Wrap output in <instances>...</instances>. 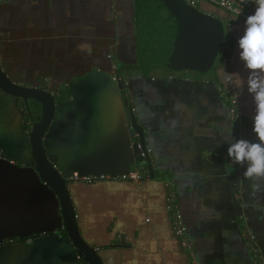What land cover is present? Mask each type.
Wrapping results in <instances>:
<instances>
[{
    "label": "crops",
    "instance_id": "0c3cea01",
    "mask_svg": "<svg viewBox=\"0 0 264 264\" xmlns=\"http://www.w3.org/2000/svg\"><path fill=\"white\" fill-rule=\"evenodd\" d=\"M136 12L135 0H0L2 69L55 97L43 144L58 171L141 176L68 183L81 236L103 264H186L165 210L173 193L195 264H264V178H246V166L227 157L235 139L258 142L238 44L225 70L230 85L217 72L154 75L142 66L147 52L139 58ZM228 92L240 120L231 118ZM24 106L0 91V264H83L64 234L57 197L34 170Z\"/></svg>",
    "mask_w": 264,
    "mask_h": 264
},
{
    "label": "water",
    "instance_id": "95a60500",
    "mask_svg": "<svg viewBox=\"0 0 264 264\" xmlns=\"http://www.w3.org/2000/svg\"><path fill=\"white\" fill-rule=\"evenodd\" d=\"M139 9L152 15V19L158 26L156 44L151 52L152 58L144 66H147L148 71L156 68L191 71L201 75L211 70L214 72L218 53L226 41L223 24L215 17L218 15L207 13L201 10L202 8L189 7L184 0H141ZM139 9L136 8V10ZM132 67L138 69L139 66L120 65L118 69ZM0 91L12 98L20 99L25 107L29 102H34L39 106V119L31 125L28 132L34 170L39 179L57 197L63 219V230L77 256L85 264H103L97 249L89 245L81 236L66 177L48 158L44 148L43 140L55 114L54 95L45 88L24 86L11 80L2 69L1 63ZM128 110L130 128L137 137L138 146L152 178L153 168L143 130L130 105Z\"/></svg>",
    "mask_w": 264,
    "mask_h": 264
},
{
    "label": "clouds",
    "instance_id": "9594fccd",
    "mask_svg": "<svg viewBox=\"0 0 264 264\" xmlns=\"http://www.w3.org/2000/svg\"><path fill=\"white\" fill-rule=\"evenodd\" d=\"M255 5L254 14L245 21L238 47L239 58L249 70L247 91L255 103L252 132L258 142L235 139L227 148V157L234 164L246 166L244 176L249 179L264 178V0H255ZM218 74L226 85L232 83L233 74L225 69H221Z\"/></svg>",
    "mask_w": 264,
    "mask_h": 264
},
{
    "label": "built area",
    "instance_id": "2783aa9c",
    "mask_svg": "<svg viewBox=\"0 0 264 264\" xmlns=\"http://www.w3.org/2000/svg\"><path fill=\"white\" fill-rule=\"evenodd\" d=\"M185 4L189 7L201 9L205 5H210L216 9L221 10L230 18H224L222 16H215L223 24L225 30V37L233 40L234 45L238 44L240 38L239 31L245 27V21L249 15L254 14L256 5L255 0H184ZM231 7H228V5ZM116 67L114 66V70ZM229 95V112L232 119L240 120V112L236 108L235 98L232 96V92H228ZM139 151L140 148L137 146ZM148 150V149H147ZM149 153V150H148ZM141 157L143 154L140 151ZM67 183H89L93 181H111V180H131L138 182L141 180V176L138 172L129 173L119 177L109 176H83L74 173L65 178ZM165 210L169 215L171 223V231L173 236L177 239L181 249L187 254L186 264H195V255L193 250L192 242L187 234L186 226L183 222L181 213L176 204V198L173 193L168 194L166 198Z\"/></svg>",
    "mask_w": 264,
    "mask_h": 264
},
{
    "label": "trees",
    "instance_id": "16d2710c",
    "mask_svg": "<svg viewBox=\"0 0 264 264\" xmlns=\"http://www.w3.org/2000/svg\"><path fill=\"white\" fill-rule=\"evenodd\" d=\"M139 9V8H138ZM140 12L145 16L146 20H147V12L146 11H141V9H139ZM147 10V8H146ZM203 11L210 13V14H214V15H218V16H222L224 18H230V16H228L227 14H225L224 12H222L219 9H216L210 5H205L204 7H202ZM150 19H152V15H150ZM149 19V20H150ZM154 21V20H152ZM154 24L157 26V23L154 21ZM158 28V26H157ZM158 31V30H157ZM149 44H151L150 42H148ZM149 50L152 49V45L149 46ZM233 49H234V42L232 39H230L229 41H226L223 48L219 51L218 53V65L214 66V72L219 73V71L221 69H228L230 66V62L232 59V55H233ZM142 66H145V64H142ZM169 73H173L172 71H169ZM220 78V77H219ZM218 78V80H219ZM227 105L229 106V103L227 102ZM39 113H40V108L39 106L34 103V102H29L27 107H24V122H23V130L29 132L31 125L38 121L39 119ZM65 236L66 233L64 232ZM82 262V261H81ZM84 264V263H83Z\"/></svg>",
    "mask_w": 264,
    "mask_h": 264
},
{
    "label": "rangeland",
    "instance_id": "374dc122",
    "mask_svg": "<svg viewBox=\"0 0 264 264\" xmlns=\"http://www.w3.org/2000/svg\"><path fill=\"white\" fill-rule=\"evenodd\" d=\"M140 1L141 0H135V4H136V8L140 7ZM145 16L140 12V10H137L136 12V18H137V31H138V39H137V45L139 47V58L143 60L144 54L145 52H147L148 54V59L147 61H149V59L152 58V49L153 46H155L156 44V38H157V26L154 24V21H152L153 19H150V15L147 14V20L145 23V28L141 27L140 22L143 20ZM150 19V20H149ZM224 28V27H223ZM225 31V30H224ZM159 38V37H158ZM226 39V38H225ZM146 42V44H145ZM148 42H150L151 44H149ZM152 45V49L149 50V46ZM218 65V59L215 62V66ZM147 68V66L145 67ZM169 71L172 70H164V69H152L150 72H153L154 75H162L163 73H169ZM174 73V75H181L183 74V72H188V76H200L206 79H212L213 77V71H209L206 74H197L195 72H191V71H172ZM25 107V106H24Z\"/></svg>",
    "mask_w": 264,
    "mask_h": 264
}]
</instances>
